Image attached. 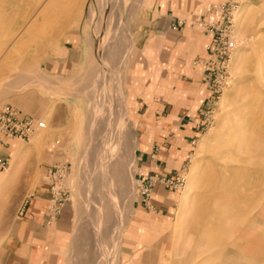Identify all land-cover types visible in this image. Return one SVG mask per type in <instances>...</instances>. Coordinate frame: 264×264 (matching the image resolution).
Masks as SVG:
<instances>
[{
  "label": "rangeland",
  "instance_id": "rangeland-1",
  "mask_svg": "<svg viewBox=\"0 0 264 264\" xmlns=\"http://www.w3.org/2000/svg\"><path fill=\"white\" fill-rule=\"evenodd\" d=\"M173 1L185 14L169 26L203 40L191 65L208 95L179 167L135 176L133 147L146 121L130 108V75L141 78L139 101L163 92L143 0H0V110L44 122L26 138L0 128V264L15 250L36 264L25 246L35 240V215L25 208L43 192V264L54 255L51 239L60 240L58 264H264V0ZM227 2L228 14L214 12ZM213 12L229 17L236 41L225 83L206 81L203 70ZM58 164L66 196L52 213ZM147 177L154 182L144 199L138 183Z\"/></svg>",
  "mask_w": 264,
  "mask_h": 264
},
{
  "label": "crops",
  "instance_id": "crops-1",
  "mask_svg": "<svg viewBox=\"0 0 264 264\" xmlns=\"http://www.w3.org/2000/svg\"><path fill=\"white\" fill-rule=\"evenodd\" d=\"M141 7L145 14L146 38L152 40L153 48L155 51H161L163 58L159 61L161 64L158 75L163 92L162 96H156L153 92L147 100L139 101L134 89L141 78L130 75L127 86L133 94L130 108L140 115V120L146 121L136 132L133 147L134 175L168 174L179 167L185 157L187 144L201 127V111L208 91L198 70L192 67L191 60L202 51L203 40L193 28L185 25L176 28L169 26L176 16L185 14L184 9L173 0H143ZM69 51V58L73 59L75 50ZM151 85H156V82ZM161 189L159 183L154 185L150 197L152 202H158L157 196L161 194ZM46 195V192H43L31 196L25 208V213L28 212L29 216L35 215V240L27 239L25 246L34 247L36 264H43L37 249L44 241L41 237L45 225L41 213L45 207ZM61 219L62 213H59L60 223ZM59 243L60 240L49 241L54 255L49 257L47 263L58 264ZM31 259L29 251L15 250L8 255L5 263L2 259L1 264H28Z\"/></svg>",
  "mask_w": 264,
  "mask_h": 264
},
{
  "label": "built area",
  "instance_id": "built-area-1",
  "mask_svg": "<svg viewBox=\"0 0 264 264\" xmlns=\"http://www.w3.org/2000/svg\"><path fill=\"white\" fill-rule=\"evenodd\" d=\"M233 6V2L219 4L214 12L228 14V9ZM210 13L208 20L205 23L210 25V30L215 29L214 38L212 43L207 45V52L209 57L208 60L203 62L205 71L206 81H215L219 77L220 81L225 83L229 76L226 72V62L228 60L229 53L233 50L236 45V41L232 34L231 22L228 16L217 17L215 14ZM203 23V22H202ZM223 24V28H219V25ZM212 33V32H210ZM221 69V71H220ZM218 79V80H219ZM210 84V83H209ZM44 125L41 119H35L34 117L21 113L18 109L11 106H4L0 110V128L1 126L5 129V133L9 135H16L21 138H26L37 128ZM7 160L0 156V166L5 167ZM65 165L58 164L52 172L49 184V204L48 209L54 213L57 209V205L60 201L65 198L66 190L65 186L61 182L62 174L64 173ZM164 183H171L168 178L161 177ZM154 182V177H147L139 180L138 189L141 197L147 199L150 194L151 186Z\"/></svg>",
  "mask_w": 264,
  "mask_h": 264
},
{
  "label": "bare ground",
  "instance_id": "bare-ground-1",
  "mask_svg": "<svg viewBox=\"0 0 264 264\" xmlns=\"http://www.w3.org/2000/svg\"><path fill=\"white\" fill-rule=\"evenodd\" d=\"M262 54H263V53H262ZM262 54H261V55H262Z\"/></svg>",
  "mask_w": 264,
  "mask_h": 264
}]
</instances>
